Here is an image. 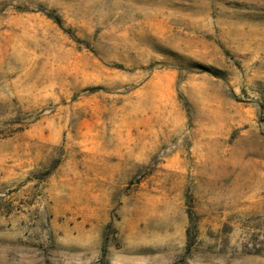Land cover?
<instances>
[{
	"label": "rangeland",
	"instance_id": "obj_1",
	"mask_svg": "<svg viewBox=\"0 0 264 264\" xmlns=\"http://www.w3.org/2000/svg\"><path fill=\"white\" fill-rule=\"evenodd\" d=\"M0 264H264V0H0Z\"/></svg>",
	"mask_w": 264,
	"mask_h": 264
},
{
	"label": "trees",
	"instance_id": "obj_2",
	"mask_svg": "<svg viewBox=\"0 0 264 264\" xmlns=\"http://www.w3.org/2000/svg\"><path fill=\"white\" fill-rule=\"evenodd\" d=\"M46 16L50 19H52L59 27H62V20L60 19V17L56 14L55 11H50L48 13H46Z\"/></svg>",
	"mask_w": 264,
	"mask_h": 264
}]
</instances>
